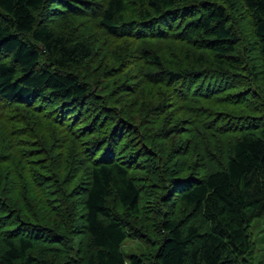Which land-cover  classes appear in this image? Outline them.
Listing matches in <instances>:
<instances>
[{
    "label": "trees",
    "instance_id": "obj_1",
    "mask_svg": "<svg viewBox=\"0 0 264 264\" xmlns=\"http://www.w3.org/2000/svg\"><path fill=\"white\" fill-rule=\"evenodd\" d=\"M263 214L264 0H0V264H261Z\"/></svg>",
    "mask_w": 264,
    "mask_h": 264
},
{
    "label": "rangeland",
    "instance_id": "obj_2",
    "mask_svg": "<svg viewBox=\"0 0 264 264\" xmlns=\"http://www.w3.org/2000/svg\"><path fill=\"white\" fill-rule=\"evenodd\" d=\"M251 233L255 241V253L256 261L264 264V214L256 217L251 225ZM149 248L142 242L134 238H129L124 244L125 252H141L142 250Z\"/></svg>",
    "mask_w": 264,
    "mask_h": 264
}]
</instances>
